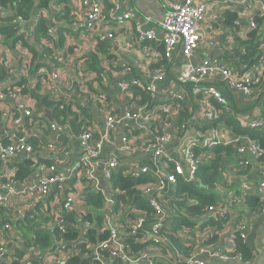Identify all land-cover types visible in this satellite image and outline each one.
Listing matches in <instances>:
<instances>
[{
  "label": "built area",
  "instance_id": "1",
  "mask_svg": "<svg viewBox=\"0 0 264 264\" xmlns=\"http://www.w3.org/2000/svg\"><path fill=\"white\" fill-rule=\"evenodd\" d=\"M125 0H80L79 5H75L72 8V14L75 16L76 24L80 26L87 33L94 35L95 48L98 44V40H113L115 38L116 29H121L127 22L134 21L135 29L139 32V39L142 40L141 34L143 29V20H148L143 17L138 11L129 9L122 11L123 2ZM163 3L169 5V10L165 14L164 20L161 23L163 34L161 40L164 41L167 56H172L175 53L177 47L182 48L184 55L183 69L178 77V80L184 84H190L191 90L195 98L199 103L204 106V111L199 113L202 116L203 125L197 126L195 130L198 136L197 140H191L189 136L177 135L175 141L178 146V151L181 154L180 159H176L167 153V146L172 142V137L168 132V126L173 120L178 119L179 106L175 99L182 100L178 96H173L168 102L158 104L155 99V85L147 84V90L151 92L155 107L151 110H147L146 106H140L135 104L134 107H127L122 116L117 115L116 109L112 108L111 102L107 95V92L101 94L94 93L86 87V82L94 75L93 73L88 75L86 80H79L80 76H83L82 67L80 68L79 75L74 76L73 63L76 59H79L83 54H79V45L72 43L69 38V44L78 45L75 53L70 56L66 68L53 67L51 70L46 66L36 68L34 73H31L29 66L31 63V54L25 47L24 42L17 41L16 49H11L9 45L12 41H5L0 36V59H4L7 62L9 68V77L2 82V88L0 89V111L2 112V119L0 122V131L2 136L0 137V160L6 163V168L0 170V208L7 209L9 206L10 195L12 194H34L46 196L51 193L53 186L58 183H63L68 178L81 179L82 176L94 179L91 173L93 165L98 161L99 156L105 147L107 142L111 140V132L117 122L134 120H142L144 124L139 129L145 130L147 136L142 138L138 142H134L132 139L136 135V131L127 133L123 136V148L126 153L132 154L134 151H139L143 154H153L157 157L153 168L148 166L135 167L133 164L124 163L121 159L114 157L107 162L104 167V174L107 178V188H98L95 191L101 192L105 197V204L108 209V213L105 216V220L102 224V230L106 231L107 236L98 239L96 242H89L85 237L83 229L85 227L93 226V223L88 220H83L82 217L87 213L85 198L87 197V191L82 197H77L74 191L67 193L63 208L55 214L54 221L50 222L44 229L51 231L53 228H58L61 235L66 234L69 229H80L79 240L70 243L67 239H61L59 235L54 239V248L46 249L42 252L36 250V247L32 246L27 249V255L22 259L23 264H33V260L37 259L42 264H65L67 258L72 255H80L84 259L83 264H174L175 261H179L180 264H250L251 260L245 261L240 253H235V256L231 257V248H226L225 252L221 250V246L218 243L222 242L223 236H230L233 243V237L236 232L246 240L247 223L242 220V223L237 225L234 220L230 221L225 227L212 226V222H221V215L227 214L229 211L228 205H221L218 207L210 206L208 211L203 216H190L191 221L194 223L177 224L179 221L178 214V200L183 197L180 196L181 189H178L177 194L172 193L173 185L178 183V177L182 176L187 181L195 182L197 180L196 171L201 165L210 162L215 157L208 153V149L214 146H218L221 143L227 145H234L236 147L235 157H240L231 166H225L227 172L228 186L223 187L219 184H214L213 189L216 195H221L231 203L246 202L247 187L244 185H235L236 179L239 175L237 168L244 166L246 162L242 157L250 154L251 159L258 161V157L264 155V147L259 143L257 139H254L250 133H235L234 127L229 126L226 123L225 117L228 115H234L235 111L229 103L226 102L223 94L215 86H209L203 89V82L211 76H218L221 82L232 89L233 91L241 92L243 95L254 98L262 104L264 109V38L259 46L257 59L251 65L244 70L236 68L231 62L225 58H218L214 60H206L200 63H196L193 60V56L197 49L202 44L207 48H215L218 46L217 40L214 36H210L207 40H204V34L200 30V26L206 20V12L212 3H221V15L225 13V7L231 6L238 13L240 22L242 20L247 21L248 28L246 30L251 31L256 27V21L254 16L256 13L264 14V0H162ZM54 4L56 1H53ZM110 2L112 7L107 10L106 3ZM49 11H40L38 16L48 15L50 19ZM65 11H63L64 13ZM10 15V14H9ZM7 13L0 10V27L6 20L3 18L8 17ZM215 19L218 24V18ZM52 20V17H51ZM29 20L22 17L12 19L13 25L19 26V33L25 34L28 37V42L31 44L35 42V29L29 28ZM212 24V23H211ZM243 24V23H242ZM245 25V24H243ZM213 26V25H210ZM50 33L56 32V27L52 25L48 30ZM222 39L221 46L229 50L232 53L236 47L237 36H242L241 29L233 32H225L221 29ZM247 32V33H248ZM148 37H155V31L151 30L146 34ZM264 35V32L261 33ZM246 36V35H245ZM245 38V37H243ZM232 50V51H231ZM229 53V52H228ZM229 53V54H230ZM230 56V55H229ZM161 57V54H160ZM70 69V73H68ZM130 70V69H128ZM113 72V71H112ZM54 73V74H53ZM167 72L162 69H157L154 75V81H160L167 76ZM64 75H70L67 82L64 80L65 87L57 88L56 81L62 80ZM22 79H28V86L36 87L37 84L44 87V84H48L51 87V91H48V95L59 98L60 96L68 95L71 97L68 102L76 103L72 93H77L79 90L87 101L90 98L96 103V106L105 116V131L99 134L95 125H88L84 131L79 135L81 147L84 153L81 155L78 163L74 167L68 170L59 172L53 165H45L44 163L38 164L36 170V179L33 184L24 185L21 189H15L17 165L12 162V158L17 154H26L27 158H34L38 151L45 145L39 148L29 143V138L23 135L24 130H28L31 125H37L40 128H47V121L45 119V110L42 113L36 111L35 105L37 102L33 100L29 94L23 93L21 88L8 89L5 91L9 83H19ZM78 80L77 85H72L73 81ZM106 81V78H105ZM145 84L139 78L132 77L128 80H122L118 83L119 90L132 98V94L129 92V88L132 85ZM60 89L59 91H57ZM67 89L69 91H67ZM218 101L219 105L216 106L214 101ZM64 107V104H63ZM227 108V109H226ZM263 109L258 111L254 110L252 113H238L236 119L240 125L249 130L264 129V113ZM17 112L21 115H16ZM256 113V114H255ZM158 115V118L162 120L160 128L152 129L153 116ZM30 116L29 124L24 122V117ZM193 116V114H192ZM83 117V116H82ZM165 117V118H164ZM221 118V128L216 125ZM179 120V119H178ZM50 121V120H49ZM52 128L64 129L62 125H58L55 121H50ZM182 126V125H180ZM190 130V128H188ZM186 130L185 127L181 129ZM58 134L60 131H58ZM151 135L154 136L155 141L148 140ZM199 147L200 152H196L195 148ZM55 148V149H54ZM54 153H59V150L54 147ZM51 148H49L50 150ZM62 153L57 154L60 156ZM242 157V158H241ZM229 159V158H228ZM249 159V158H248ZM243 160V161H242ZM250 168L249 173H257L261 178L259 183L260 200L264 202V166H261L259 162H256ZM231 167V168H230ZM123 168V173L127 176L137 179H143L134 188L135 192L131 195L133 201L132 205L126 206L122 209H116V204L124 202L126 197L129 196V192H125L120 189L113 190L111 185V178L113 172L119 171ZM233 170L231 171V169ZM244 169V170H246ZM242 170V171H244ZM164 171V173H162ZM240 171V172H242ZM83 172L85 175H82ZM89 174L88 176L86 175ZM243 174V173H242ZM235 175V176H234ZM146 178V179H145ZM152 180L151 181H149ZM145 180H148L145 182ZM86 186V185H85ZM213 186V185H212ZM94 185H88V188H92ZM244 190V193L241 194ZM241 195V196H240ZM140 197L150 202V207L155 210L153 221L146 222L147 212L142 208ZM136 198L138 203H136ZM81 202L84 205V209H78L77 204ZM194 200L188 201L189 204ZM234 214L248 219L244 211L236 212L234 205H231ZM144 211H143V210ZM260 207L258 208V210ZM145 212V214H144ZM73 214L74 218H69L67 215ZM1 217V215H0ZM76 217V221H75ZM16 218V217H14ZM14 223V222H13ZM199 228L194 233V226ZM97 226V225H96ZM12 223H5L0 226V264H15L16 255L15 249L23 247V238L20 232L17 234V240L14 242L7 241L4 236L5 230L12 229ZM192 228V230L190 229ZM229 232L226 233V230ZM101 231V230H100ZM217 231L218 233H216ZM203 232V233H201ZM196 236L194 242L191 244L188 239ZM33 237H36L32 234ZM221 238V239H220ZM176 240V241H175ZM175 241V242H174ZM180 241L184 247L189 249V254L186 255L180 252L175 255L173 249H176L177 242ZM78 243H85L86 250L77 248ZM190 243V244H188ZM164 244L172 246V250L164 246ZM167 250V252H164ZM240 254V255H239ZM33 257L30 261L29 257Z\"/></svg>",
  "mask_w": 264,
  "mask_h": 264
},
{
  "label": "crops",
  "instance_id": "2",
  "mask_svg": "<svg viewBox=\"0 0 264 264\" xmlns=\"http://www.w3.org/2000/svg\"><path fill=\"white\" fill-rule=\"evenodd\" d=\"M55 1L57 4L54 5L53 10L50 12L51 17H53L56 12L63 13V11L72 9L75 7V5L80 4V0ZM212 4L213 5H210L207 9L206 20L201 24L200 30L204 34V40H207L210 36H214L217 40L218 46L214 49H209L206 45L202 44L193 56V60L196 63L206 60L210 61L229 55L232 56L233 54L221 46V39L223 38L222 32L221 28L216 24L217 22L215 21V19L221 14L222 5L220 2ZM129 9L138 11L148 20L146 21L142 19L144 22L142 29L144 32L140 33L142 40L139 39V32L135 29V22L129 21L124 25V27H121V29H116V37L111 43L108 42L111 46L110 52L115 56L113 63L117 67H120V69L118 71H113L110 81L108 84H106L108 87L106 90L107 95L111 102L112 108L116 109L117 115L122 116L125 108L134 107L136 103L133 101V98L129 96V93L126 94L119 90L118 83L122 80H128L134 77L139 78L145 83V85H150L152 83L155 85V99L158 103L156 107L165 101L168 102L169 99L173 98L175 95L188 103V105L193 110V116L191 115L184 122L175 119L167 129L172 137V142L167 146V153L176 159H180L181 154L178 151V146L175 139L177 135L180 137L189 136L191 140L198 139L195 130H197L196 127L198 125H203V120L201 119L202 116H199L198 114L204 111V106H202L193 95L191 85L181 83L178 80L184 65V55L180 46L175 49L174 56L176 57V62L173 64L171 74H167L163 80H153L157 70L155 65L160 60V46L165 45L164 41L161 40L163 34L161 23L164 20L165 14L169 10V5L163 3L162 0H125L123 2L122 11H127ZM242 23L245 25L242 24L243 27L241 28V37H245L246 33L248 32V30H246L248 25L246 20H242ZM75 25H77V27L73 26L72 31L69 32V36L72 40V43H77L79 45V54L95 49L94 35L87 33L83 29H80L78 23ZM210 25H216V27ZM151 30L155 31V37H148L146 35ZM113 44L115 45L113 46ZM70 71L71 70L68 69V73H70ZM69 76L70 75H64L62 80H57L55 83L56 87H65L64 80L67 82ZM209 86H215L218 88V90L223 94L226 102L232 106L235 105L239 109L240 113H252L254 109H257L258 111L263 109L260 102L254 98L243 95L241 92L233 91L227 87L224 82H221V79L218 76L208 77L203 82V89H206ZM59 90L60 89L57 91ZM48 91H51V87L45 83L43 89L40 87L38 93L43 96L48 95ZM80 99L84 104L89 102L83 95L80 97ZM88 107L90 110L88 115V123L90 125L96 126L98 130L97 137H99V134L105 131V116L101 113L96 104L90 105V103H88ZM19 115L23 116V114ZM45 119L47 121V128L43 129L37 125H31L28 127V130L26 129L23 131V135L29 138V143L37 148L42 145L45 146L38 151L34 158H32L33 162H31L30 165L31 174L29 177L23 182L17 181L15 183V189L17 190L21 189L24 185L34 183L38 164L44 163L45 165H53L59 172H62L74 167V165L80 160L81 155L84 153L79 139L80 133H78L75 128L71 126V123L62 125L64 129H54L52 128L49 119L47 117H45ZM157 121L162 123L161 118H158ZM142 124H144L142 120H127L117 122L115 124L111 132L110 142L105 144L98 161L91 169L90 174L93 175V180L83 176L81 179L68 178L63 183H58L53 186L51 193L46 196L39 195L37 193L21 195L12 194L9 197L10 207L8 210H5L8 211L11 216L16 217L15 220L19 219L23 221L24 219L27 220L28 218L34 221H42L44 224L43 228H45L46 225H48L51 221H54L55 214L63 208V202L68 192L74 191L77 197H82L86 193L85 190L86 186L88 185L92 186L94 184H100L102 188L106 187L107 178L104 174V167L112 158L117 157L124 163L131 165L133 164L135 167L139 166L142 168L144 166H148L153 168V165L157 160L156 156L153 154L145 155L139 151H134L132 154H128L123 148V136H125L127 133H132V131H136ZM216 125L221 128V118L217 121ZM183 127H185L186 130L181 131ZM188 128H190V130ZM57 130L60 131L59 134ZM144 132L145 130L139 129L136 131V135L132 140L134 142L140 141L142 138L147 136V133ZM0 135L2 136V131H0ZM54 147L59 150V153H62L60 156L57 155L59 153H54ZM49 148L51 149L49 150ZM242 157L251 159L250 154L244 155ZM239 158L240 157H235L234 154L229 155L225 158L224 165L229 167ZM26 160H28L27 155L22 153L17 154L12 158V162L16 165ZM5 168L6 163L0 160V170ZM81 173L82 175H85L83 172ZM162 173H164V171ZM86 175L88 176L89 174L86 173ZM261 178L262 177H260L257 173L245 174L242 177H238V179H236L235 185L238 183L241 186L244 185L247 187L246 198L250 200H253L254 198L260 199L261 197H258L257 194H259L258 186ZM198 181L201 182V179L198 178ZM0 191L5 192L4 190ZM177 191L178 184H175L173 185L172 193L169 194V197H172L174 193L177 194ZM140 200L141 206L143 205V202H146L148 206H150V202L147 200H144L142 197H140ZM187 205L190 204L188 203ZM252 205H255V207L244 212L246 217L249 219L246 221L248 222V225L247 237L245 241L248 244L249 249L253 251V257L250 264H264V202H260L259 200ZM259 207L260 209L258 210ZM77 208L84 209V205L79 202L77 204ZM188 221L193 222L190 219V215ZM11 223L13 228L10 230H5L3 233L7 241L12 243L17 240V234L18 232L21 233V231L15 222ZM181 223L189 224V222H181L180 220L177 222L178 225ZM215 232L218 233L217 231ZM228 232L229 229L226 230V233ZM26 242L27 239H24L23 243ZM218 245L221 246V250L225 252L226 248H230V246L233 245L231 237L223 236L222 242L220 241ZM25 247L26 246H23L19 250L24 249ZM28 257L30 261L33 260V257Z\"/></svg>",
  "mask_w": 264,
  "mask_h": 264
},
{
  "label": "trees",
  "instance_id": "3",
  "mask_svg": "<svg viewBox=\"0 0 264 264\" xmlns=\"http://www.w3.org/2000/svg\"><path fill=\"white\" fill-rule=\"evenodd\" d=\"M53 1L54 0H0V10L5 11L7 15L10 14L8 17L3 18L6 20V23H3L2 27H0V36L3 37L5 41H12L9 45L11 49H16L15 45L17 41L24 42L25 47L29 50L32 57L29 66L31 73H34L36 68L41 66H46L49 70L53 67L66 68L68 59L75 53V50L78 47V45L69 44V38H67L69 36V32H71L73 29V25L76 23L75 16L72 14V9H67L64 13L56 12L52 17V20L51 17L49 19L48 15H41L40 17L38 16L37 23L34 26L35 42L31 44L28 42V37H26L25 34L19 33L18 25L12 26L11 21L14 18L17 19L22 17L30 21L34 18L35 11L38 13V15L40 11H49L54 4ZM111 7L112 4L107 2L106 9L109 10ZM254 19L256 21V27L246 33L245 38L241 36L236 37L237 44L233 51L231 50L233 53L232 56L222 57L231 62L236 68L241 70H244L246 67L256 61L257 58L255 56L257 55L259 46L262 43L261 39L264 38V35H261V33L264 32V14L256 13ZM52 25L56 27L55 33H50L48 31L49 27ZM217 25L223 31H229L233 33L243 27L238 17V13L235 11V9L228 5L225 7V13L219 16ZM213 27H216V25H213ZM110 47L111 46L106 42V40H98V44L95 49L89 52H84L80 58L76 59L73 63V77L79 75L81 67L83 76H80L79 80H86L89 74H94L90 80L86 82V87L94 93L101 94L105 92L108 89L106 84H108L111 79V75L113 74L112 71H118L120 69V67H117L113 63L115 56L111 54ZM160 51L161 57L155 67L157 69L166 71L168 75H170L173 64L176 62V57L174 55L167 56L165 45L160 46ZM8 77L9 68L7 66V62L4 59H0V89L3 87L2 82H4ZM78 82V80L74 79L72 85H77ZM27 84L28 79H22L19 83H9V85L3 89L8 92V89H16L18 91L19 88H21L23 93L29 94L30 97L35 100V102H37L35 108L38 113L44 112V108H51L52 115L56 123L59 125L71 123V126H73V128H75L78 133L84 131L89 125L88 115L90 110L88 103H90V105L96 104L92 98L89 99L87 104L82 103L80 97L84 93H80L79 90H77V93H72L76 103L71 104L66 102L71 98L68 95L60 96L59 98L53 97L51 95L41 96L38 93L41 87L40 84H37L36 87H30ZM67 91L69 90L67 89ZM129 92L132 94L133 101L137 105L146 106L148 111L155 107L153 104V96L151 95V92L147 90V85L143 83L132 85L129 88ZM175 101L180 108L178 111V119L184 122L193 114V110L185 101L179 99H175ZM219 106H221V104ZM231 107L235 110V116L236 114L240 113L239 109L235 105ZM16 115H19V113L17 112ZM235 116L228 115L225 117L227 125L233 126L235 133H250L251 136L254 139H257L264 147V129L252 131L246 129L240 125ZM157 117L158 115L153 116V120L151 122L152 129L160 128L161 126V123L157 121ZM1 119L2 112L0 111V122ZM30 119L31 117L27 116L24 118V122L29 124ZM148 140L155 141L154 136L151 135ZM195 150L196 152L201 151L199 147L195 148ZM236 152V147L234 145L221 143L218 146L211 147L208 149V153L213 155L215 158L198 168L196 171L197 180L195 182L187 181L182 176L178 177V189H181V193L179 194H181L180 196L183 197L182 199L180 198V200H178L177 207L178 214L180 216L179 220L181 222H189V224L192 225L193 222L188 221L189 215L203 216L206 214L210 206L218 207L229 204L228 213L221 215V222L215 223V221H213L212 226L215 224L219 228L224 226L226 227L232 220H234L237 225L242 223V217L233 213L231 208L233 203L230 204V201L228 202L226 198L222 196V194L216 195L213 189L207 188H212V185L214 184H219L223 187L228 186L224 160L229 155L237 154ZM243 160L244 162H249H246L244 166H239V168H237L235 175L238 173L239 177L247 174V172L250 171V168H246L257 164L256 162H259L261 166H264V155L258 157V161L250 160L248 158ZM31 162H33L32 158L17 165V181L23 182L29 177L31 174ZM122 169L123 168H121L119 171L113 172L111 178L112 189H120L125 192L128 191L129 196L126 197L124 202L116 204V209H122L126 206L132 205L133 201L129 204L130 200L128 199H132L131 195L135 192L134 187L143 181V179H137L125 175ZM198 178L201 179L202 183L198 181ZM147 181L148 180H145V182ZM149 181L152 182L150 179ZM91 189L92 188H88V186H86L85 191H87V197L85 198V203L87 213L83 215L82 219L92 222L93 226L91 225L89 227H85L83 231L89 242H96L98 239H102L107 236L106 231L102 230V224L109 208L106 207L104 195L101 192L96 193L95 190ZM190 200H194V202L190 205H187L188 201ZM258 200L259 199L257 198H254L253 200L251 199V201ZM136 203H138V201ZM142 208L145 209V212H147L146 222L148 223L153 221L155 210L148 206L146 202H143ZM0 215V226L7 222H15L21 231L22 238L27 239V242L23 243V245L26 246L24 249H15L16 255L18 257V259L15 261V264H23L22 259L28 254L27 249L31 247V245L36 247V250H40L41 252L46 249H53L54 239L57 235H59L61 239L69 240L71 245L72 243L79 240L80 229H69L66 234L61 235L57 227L53 228L51 231L44 229V224L39 220L34 221L28 218L27 220L24 219L23 221L19 219L15 220V218L11 216L4 208H0ZM67 217L71 219L74 218L73 214L67 215ZM190 229L192 230V228ZM193 229L194 233L199 230L196 225L193 227ZM32 234H34L36 237H33ZM195 237L196 236L192 235V237H189L188 241L192 244L195 240ZM76 247L81 248L83 251L86 250L85 243H78ZM189 251L190 250L187 249L184 250L183 253L188 255ZM231 251H234L231 253V257L235 256V253H240L245 261L251 260L253 257L252 251L249 249L248 244L242 239L238 232L234 234L233 247L231 248ZM164 252H167V250ZM84 262V259L80 255L75 254L70 258H67L65 264H83ZM33 264H42V262H38L37 259H34Z\"/></svg>",
  "mask_w": 264,
  "mask_h": 264
},
{
  "label": "rangeland",
  "instance_id": "4",
  "mask_svg": "<svg viewBox=\"0 0 264 264\" xmlns=\"http://www.w3.org/2000/svg\"><path fill=\"white\" fill-rule=\"evenodd\" d=\"M214 104L216 105V106H219V102L218 101H214ZM255 111H256V109H254ZM254 110L252 111V112H254ZM256 114V113H255ZM252 131V130H251ZM231 168V167H230ZM233 170V168L231 169V171ZM244 193V190H243V192L241 193V194H243ZM241 196V195H240ZM260 200V199H259ZM258 200V201H259ZM255 202H257V201H251L250 199H247L246 200V202H239V203H237V202H235V203H233V205H234V207H235V211L236 212H240V211H244V212H246V211H248V210H250L251 208H253V207H255V205H252V204H255ZM260 202H262L261 200H260ZM257 206V205H256ZM242 220L243 221H247V220H249V219H245V218H242ZM246 234H247V231H246ZM164 246L166 247V248H168V249H173L172 248V246H170V245H167V244H164ZM184 250H186V248L184 247V245L182 244V243H180V241H178L177 242V244H176V249H173V252L175 253V255L176 254H178V253H180V252H183ZM252 251V250H251ZM252 254H253V251H252ZM174 264H180V262L179 261H175V263Z\"/></svg>",
  "mask_w": 264,
  "mask_h": 264
},
{
  "label": "water",
  "instance_id": "5",
  "mask_svg": "<svg viewBox=\"0 0 264 264\" xmlns=\"http://www.w3.org/2000/svg\"><path fill=\"white\" fill-rule=\"evenodd\" d=\"M36 11L34 12V17L36 16ZM36 23V20L35 19H33L32 21H30V23H29V25L30 26H33L34 24ZM109 41V43H111L112 42V40H108ZM115 44H113V46H114ZM156 102V101H155ZM45 116L50 120V121H54V118H53V115H52V109H49V108H45ZM134 121V120H133ZM98 188H102V186H100V184H95V187H94V189L93 190H95V189H98ZM105 188H107V190H108V184L106 185V187ZM105 188H103V189H105ZM212 188H214V185L212 186Z\"/></svg>",
  "mask_w": 264,
  "mask_h": 264
},
{
  "label": "clouds",
  "instance_id": "6",
  "mask_svg": "<svg viewBox=\"0 0 264 264\" xmlns=\"http://www.w3.org/2000/svg\"><path fill=\"white\" fill-rule=\"evenodd\" d=\"M65 12H66V10H65ZM36 13H37V12H36ZM36 17H37V14H36V16H35L33 19H35V20H36V23H37V19H36ZM33 19H32V20H33ZM32 20H30V21H32ZM30 21L28 22V26H29V28H30V25H29ZM36 23H35V24H36ZM35 24H34L33 26H31V27H34ZM75 24H76V23H75ZM75 24H74L73 26H76V27H77V25H75ZM106 42L108 43L109 41L107 40ZM108 44H109V43H108ZM155 105H157V104H155ZM234 111H235V110H234Z\"/></svg>",
  "mask_w": 264,
  "mask_h": 264
}]
</instances>
